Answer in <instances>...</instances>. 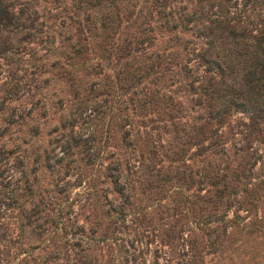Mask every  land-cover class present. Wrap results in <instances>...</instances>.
I'll list each match as a JSON object with an SVG mask.
<instances>
[{"label": "rangeland", "instance_id": "1", "mask_svg": "<svg viewBox=\"0 0 264 264\" xmlns=\"http://www.w3.org/2000/svg\"><path fill=\"white\" fill-rule=\"evenodd\" d=\"M4 2L0 264H264V119L235 109L222 127L227 153L253 162L242 203L195 202L209 187L195 171L211 152L188 141L202 108L157 57L174 31L150 0ZM128 164L138 168L117 213L113 167Z\"/></svg>", "mask_w": 264, "mask_h": 264}, {"label": "trees", "instance_id": "2", "mask_svg": "<svg viewBox=\"0 0 264 264\" xmlns=\"http://www.w3.org/2000/svg\"><path fill=\"white\" fill-rule=\"evenodd\" d=\"M242 1L150 0L161 26L174 31L167 44L172 50L158 52L157 57L170 75H184V86L191 93V105L202 108L196 115L198 122L191 125L188 141L195 144V153L206 149L211 152V158L200 168L197 165L195 171L197 189L204 183L209 185L208 192H197L194 196L195 202L208 201L212 206L220 201H224L226 207L242 203L244 199L237 184L241 176L251 175L253 166L249 161L251 156H230L221 145L224 139L222 127L228 122L229 115L235 109L248 112L252 126L264 119V10L251 16L244 5L241 6ZM258 3L264 7V0H258ZM5 4L0 0V23L9 17ZM178 30L187 31L189 35L184 37ZM151 96L146 102L155 103V94ZM136 168L131 164L126 170L113 167V185L121 195L117 213L127 208L128 188ZM175 173L181 171L176 169ZM190 177H194L193 169ZM169 180V173H163L158 181L167 183ZM246 201L250 206L255 205L252 199ZM54 216L56 219L52 220L60 224L57 218L61 215ZM218 220L213 226L223 228V219Z\"/></svg>", "mask_w": 264, "mask_h": 264}]
</instances>
